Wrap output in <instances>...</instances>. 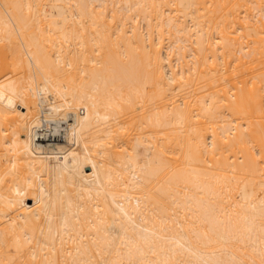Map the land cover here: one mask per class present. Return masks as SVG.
I'll return each mask as SVG.
<instances>
[{
    "label": "bare ground",
    "instance_id": "1",
    "mask_svg": "<svg viewBox=\"0 0 264 264\" xmlns=\"http://www.w3.org/2000/svg\"><path fill=\"white\" fill-rule=\"evenodd\" d=\"M0 264H264V0H0Z\"/></svg>",
    "mask_w": 264,
    "mask_h": 264
},
{
    "label": "rangeland",
    "instance_id": "2",
    "mask_svg": "<svg viewBox=\"0 0 264 264\" xmlns=\"http://www.w3.org/2000/svg\"><path fill=\"white\" fill-rule=\"evenodd\" d=\"M12 101H13V100H12ZM48 127H49V126H48ZM50 127H51V125H50ZM50 127H49V128H50ZM85 170H86V171H90L91 168H90L89 166H87V167H85ZM32 203H33V200H32V199H27V200H26V204H27V205H31Z\"/></svg>",
    "mask_w": 264,
    "mask_h": 264
}]
</instances>
